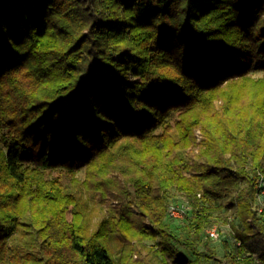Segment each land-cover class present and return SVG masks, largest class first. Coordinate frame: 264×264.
Masks as SVG:
<instances>
[{
	"label": "trees",
	"instance_id": "1",
	"mask_svg": "<svg viewBox=\"0 0 264 264\" xmlns=\"http://www.w3.org/2000/svg\"><path fill=\"white\" fill-rule=\"evenodd\" d=\"M259 176L264 0H0V264H264Z\"/></svg>",
	"mask_w": 264,
	"mask_h": 264
},
{
	"label": "rangeland",
	"instance_id": "2",
	"mask_svg": "<svg viewBox=\"0 0 264 264\" xmlns=\"http://www.w3.org/2000/svg\"><path fill=\"white\" fill-rule=\"evenodd\" d=\"M256 76H261L260 74ZM174 121V117L170 119V122L172 123ZM57 175V173H55ZM84 170L81 169L79 173L76 176V182L73 183L69 180V177L67 175H62V180L64 184H68L73 192L81 198V200H86L87 204L90 208V214L92 218V223L97 224L100 220L104 218H108L109 216V207L108 203L99 202L96 200V198L89 199L87 198V195H84L81 191L82 189V182L85 179ZM174 201L177 204H184L185 200L180 194L174 193ZM189 214V210H188ZM229 213L225 214H219L215 217L216 219V226L218 228L220 237L218 240H211L210 241V248L215 252L217 261L215 264H232V261L234 260V256L236 253L235 249V243L233 240L232 233L230 231V227L227 223V220H225L226 216H228ZM69 218V215H68ZM165 222L169 225V227L173 230V232L177 235L182 234L184 231L183 225H185L184 222L181 221H175V220H168L165 219ZM206 237V236H204ZM147 245L151 244V242H146ZM114 246V243L112 242L110 247L112 249ZM264 252V240L261 238L254 239L250 241L245 249L242 251L244 253V256H251L252 258L256 259L260 254Z\"/></svg>",
	"mask_w": 264,
	"mask_h": 264
},
{
	"label": "built area",
	"instance_id": "3",
	"mask_svg": "<svg viewBox=\"0 0 264 264\" xmlns=\"http://www.w3.org/2000/svg\"><path fill=\"white\" fill-rule=\"evenodd\" d=\"M256 189H257L258 210L261 211L264 206V177L263 176H259ZM187 209L188 208L185 204L180 205L177 203H170L167 208L166 216L173 220H181L184 218L187 212ZM206 234L211 240H218L220 237L218 228L216 226L208 228L206 230Z\"/></svg>",
	"mask_w": 264,
	"mask_h": 264
}]
</instances>
